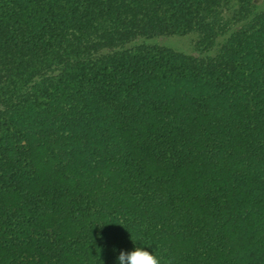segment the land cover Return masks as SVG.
I'll return each instance as SVG.
<instances>
[{"label": "trees", "instance_id": "trees-1", "mask_svg": "<svg viewBox=\"0 0 264 264\" xmlns=\"http://www.w3.org/2000/svg\"><path fill=\"white\" fill-rule=\"evenodd\" d=\"M255 1L0 0V264H264Z\"/></svg>", "mask_w": 264, "mask_h": 264}, {"label": "clouds", "instance_id": "clouds-1", "mask_svg": "<svg viewBox=\"0 0 264 264\" xmlns=\"http://www.w3.org/2000/svg\"><path fill=\"white\" fill-rule=\"evenodd\" d=\"M133 242L135 243L134 240ZM117 264H172V262L162 261L153 251L144 247H135L131 251L121 250L117 256Z\"/></svg>", "mask_w": 264, "mask_h": 264}, {"label": "rangeland", "instance_id": "rangeland-1", "mask_svg": "<svg viewBox=\"0 0 264 264\" xmlns=\"http://www.w3.org/2000/svg\"><path fill=\"white\" fill-rule=\"evenodd\" d=\"M256 5L258 7L262 8L264 7V0H256ZM195 34L194 39H191V37L188 36H172V37H161L159 38V41L162 43H165L167 45H171L177 49L195 52L196 50H193L192 45L195 42ZM197 52V51H196Z\"/></svg>", "mask_w": 264, "mask_h": 264}]
</instances>
